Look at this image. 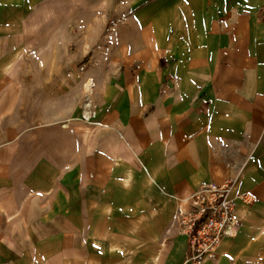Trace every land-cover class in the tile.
<instances>
[{
	"label": "crops",
	"instance_id": "obj_1",
	"mask_svg": "<svg viewBox=\"0 0 264 264\" xmlns=\"http://www.w3.org/2000/svg\"><path fill=\"white\" fill-rule=\"evenodd\" d=\"M227 183L200 264H264V0H0V264H185Z\"/></svg>",
	"mask_w": 264,
	"mask_h": 264
},
{
	"label": "built area",
	"instance_id": "obj_2",
	"mask_svg": "<svg viewBox=\"0 0 264 264\" xmlns=\"http://www.w3.org/2000/svg\"><path fill=\"white\" fill-rule=\"evenodd\" d=\"M92 115L87 102L81 110V118L88 120ZM231 184L204 186L189 196L186 210L176 211L170 229L186 238L185 264H200L217 248L219 242L232 235L237 228L233 217L236 202L249 205L248 194L229 198Z\"/></svg>",
	"mask_w": 264,
	"mask_h": 264
},
{
	"label": "rangeland",
	"instance_id": "obj_3",
	"mask_svg": "<svg viewBox=\"0 0 264 264\" xmlns=\"http://www.w3.org/2000/svg\"><path fill=\"white\" fill-rule=\"evenodd\" d=\"M173 232L177 233L176 231H173Z\"/></svg>",
	"mask_w": 264,
	"mask_h": 264
}]
</instances>
